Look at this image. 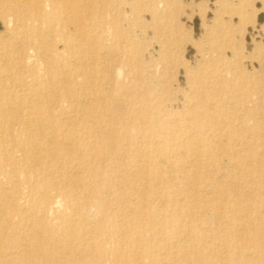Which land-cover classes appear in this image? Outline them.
Segmentation results:
<instances>
[{"label": "rangeland", "instance_id": "1", "mask_svg": "<svg viewBox=\"0 0 264 264\" xmlns=\"http://www.w3.org/2000/svg\"><path fill=\"white\" fill-rule=\"evenodd\" d=\"M0 110L25 264H264V0H0Z\"/></svg>", "mask_w": 264, "mask_h": 264}, {"label": "bare ground", "instance_id": "2", "mask_svg": "<svg viewBox=\"0 0 264 264\" xmlns=\"http://www.w3.org/2000/svg\"><path fill=\"white\" fill-rule=\"evenodd\" d=\"M207 3H209V2L207 1ZM187 41L193 42L191 38L189 40H187ZM9 175H10V173H8L6 175V178H8V180H10L12 178ZM16 177H18V176H16ZM57 204H59L58 201H53L52 204L48 207V209L46 211H44L45 214L47 216L56 214V212H57L56 211V208L58 207ZM263 211H264V209H263ZM233 218H234L233 216H229L227 218L228 222L233 221L234 220ZM52 225L55 226V225H60V224L58 223V221H55V222L52 223ZM21 228H22L21 226L20 227H16L15 229L11 230V232L8 233V234L6 233V231H4L1 234V235L6 236V238L3 239L2 242H0V259H3L6 264H25L26 263V258H25V256H23V248H22V244H21V241H20V240H26V235L24 233H21V231H19ZM228 252H229V255L226 257V260H233L234 258L237 259V258H241V257H247L246 256L247 255L246 251L240 252L237 247H230L228 249ZM151 262H153L152 264H155V263H157L159 261H158V259H156L155 257H153L151 259Z\"/></svg>", "mask_w": 264, "mask_h": 264}]
</instances>
